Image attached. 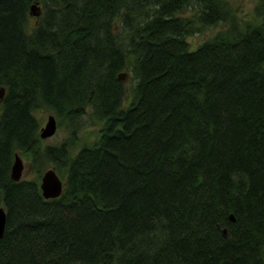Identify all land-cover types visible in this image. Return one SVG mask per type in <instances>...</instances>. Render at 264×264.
<instances>
[{
    "label": "trees",
    "instance_id": "obj_1",
    "mask_svg": "<svg viewBox=\"0 0 264 264\" xmlns=\"http://www.w3.org/2000/svg\"><path fill=\"white\" fill-rule=\"evenodd\" d=\"M33 1L0 0V264H264V0ZM41 109L101 128L43 146Z\"/></svg>",
    "mask_w": 264,
    "mask_h": 264
},
{
    "label": "rangeland",
    "instance_id": "obj_2",
    "mask_svg": "<svg viewBox=\"0 0 264 264\" xmlns=\"http://www.w3.org/2000/svg\"><path fill=\"white\" fill-rule=\"evenodd\" d=\"M232 6L236 8V14L239 19H247L251 16V14L254 11L256 3H258V0H228ZM37 6L40 10V6L37 2ZM40 14V13H39ZM186 14H189L187 12ZM221 29L220 26L216 28H207L205 32L196 35V36H190L188 39L190 43L194 46L197 45L199 42H201L204 38L211 36L214 32ZM123 73V84L126 88V94L128 97H130V85L133 83L131 79V71L130 68H124L122 71L119 72V74ZM129 88V89H128ZM90 112V110H89ZM89 112L87 111L85 115L82 116L80 120V129L78 132L76 131V135L74 136L75 139L72 142L71 141V133H69L70 129L66 122H62L60 126L56 128L55 133L49 137V138H41L43 142L41 143L43 146L46 144H59L62 142L70 143L69 147L73 149L71 152L78 149L79 146L83 145L85 142H93L95 138L98 135V132L101 128V123L95 120V117H91L89 115ZM53 114L56 118V115L51 111L50 109H41L38 112H36V115L41 118V126L45 123L47 120L48 115ZM58 121V119H56ZM40 130V129H39ZM24 163V171L22 178L26 179H36L37 178V172L32 164V162L25 156L22 158ZM52 164H47L44 166V168L41 170V174L39 176V181L41 179V176L48 167H51ZM63 179V178H62Z\"/></svg>",
    "mask_w": 264,
    "mask_h": 264
},
{
    "label": "water",
    "instance_id": "obj_3",
    "mask_svg": "<svg viewBox=\"0 0 264 264\" xmlns=\"http://www.w3.org/2000/svg\"><path fill=\"white\" fill-rule=\"evenodd\" d=\"M40 13L37 4H33L31 7V14L34 16H38ZM118 77L124 79L123 73L118 74ZM4 96V87H0V102ZM57 128L56 118L53 114L48 115L47 120L41 126L39 131L40 138H49L51 137ZM24 171V163L19 152L14 154V160L11 165L10 177L14 181H18L22 178ZM64 187V182L56 172L54 167H48L44 170L40 182L39 188L41 190V194L44 198H55L58 197ZM5 225V211L2 207H0V237L3 235Z\"/></svg>",
    "mask_w": 264,
    "mask_h": 264
},
{
    "label": "bare ground",
    "instance_id": "obj_4",
    "mask_svg": "<svg viewBox=\"0 0 264 264\" xmlns=\"http://www.w3.org/2000/svg\"><path fill=\"white\" fill-rule=\"evenodd\" d=\"M37 2H38L37 0L33 1V2L31 3L30 8L32 7L33 4H37ZM30 10H31V9H30ZM119 79H121V78L119 77ZM121 80H124V79H121ZM10 171H11V170H10Z\"/></svg>",
    "mask_w": 264,
    "mask_h": 264
}]
</instances>
